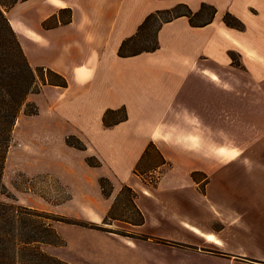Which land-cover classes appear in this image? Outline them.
Returning a JSON list of instances; mask_svg holds the SVG:
<instances>
[{"label": "crops", "instance_id": "0c3cea01", "mask_svg": "<svg viewBox=\"0 0 264 264\" xmlns=\"http://www.w3.org/2000/svg\"><path fill=\"white\" fill-rule=\"evenodd\" d=\"M179 3L193 12L210 4L215 17L203 27L177 18L158 31L156 51L118 56L123 40L150 13ZM61 9L71 10L70 22L44 28ZM226 13L243 29L226 26ZM5 15L29 64L67 82L29 94L38 113L21 114L40 117L21 132L19 115L13 129L6 165L53 176L68 194L60 205L29 200L38 204L29 207L103 225L127 186L144 217L139 225L118 219L104 225L114 232L63 223L55 228L62 245L44 251L68 264H264V92L245 82L256 77L253 71L225 70L237 48L225 30L261 28L264 0H18ZM233 77L240 78L238 85L225 84ZM119 108L127 120L105 127V111ZM197 111L200 117L189 115ZM252 120L254 148H234L247 140ZM225 122L239 134L226 137V144L225 129L217 128ZM68 137L85 150L69 146ZM150 142L169 163L154 187L134 173ZM89 157L100 166H90ZM27 164L32 172L23 168ZM101 178L111 183L109 197Z\"/></svg>", "mask_w": 264, "mask_h": 264}, {"label": "trees", "instance_id": "16d2710c", "mask_svg": "<svg viewBox=\"0 0 264 264\" xmlns=\"http://www.w3.org/2000/svg\"><path fill=\"white\" fill-rule=\"evenodd\" d=\"M18 0H0V197L7 190L2 182L6 155L11 144L13 129L21 113L26 116L37 115L38 109L34 103H29V94L39 93L43 86L52 85L66 87L63 76L49 68H33L13 31L5 11ZM216 9L210 4L202 3L199 10L193 12L188 5L179 3L176 6L150 13L138 26L131 37L126 38L118 49L119 57H132L141 53L154 52L159 48L157 33L163 24L180 17H186L193 27H203L210 24L215 17ZM71 10L61 9L58 14L44 21V28H52L58 24L69 23ZM226 26L243 29V24L232 14L223 16ZM233 64L234 60L231 57ZM127 120L125 108L105 111L102 122L105 127H112ZM66 143L79 150H85V145L75 137H68ZM90 166L98 167L100 162L87 158ZM169 167L153 142H150L134 168V173L148 185L154 187L160 175ZM193 180L199 179V173H193ZM100 186L105 197H109L112 186L108 179L101 178ZM135 192L123 186L103 225L92 222L70 219L49 212L24 207L16 203H5L0 199V264H68L43 250V246H61L63 241L54 227V223H65L85 228L114 232L104 225L118 219L133 225L142 224L144 217L134 204ZM121 203V205H120ZM130 206V218L124 217V209ZM125 207V208H124ZM122 208L120 214H116ZM118 234L119 231H116ZM145 238V237H141ZM163 242V241H162ZM164 243H167L164 241ZM182 246L174 242H168ZM214 253L213 251H209Z\"/></svg>", "mask_w": 264, "mask_h": 264}, {"label": "rangeland", "instance_id": "374dc122", "mask_svg": "<svg viewBox=\"0 0 264 264\" xmlns=\"http://www.w3.org/2000/svg\"><path fill=\"white\" fill-rule=\"evenodd\" d=\"M259 17V15H258ZM262 22L259 23L261 28H256L250 27L245 30V32H237L235 30H230L231 35L228 31L225 30V32H228V36L230 37L227 38L229 39L232 43L234 40L235 42H238L239 44L243 45L246 48H249L253 56H243V54L239 51L240 49L233 45L237 48L231 49L232 52V58L234 60V66H241L240 68L233 67L231 64H228L225 62V70L231 71L232 69H243V70H249L253 71L256 73L255 78H251L250 80H245V82H249L248 85H251L252 87L255 88L256 91L259 89L261 92H264V15H262ZM233 34V35H232ZM235 37V38H234ZM237 38V39H236ZM240 41H239V40ZM249 44V47L245 44ZM261 56L259 57L258 54ZM248 58V59H247ZM260 58V60L258 59ZM250 59V60H249ZM226 82H233L235 85H238L237 82H240V78L238 77H233V78H225V84ZM253 97V95H252ZM258 97V95H256ZM261 98L262 101H264V93H261ZM205 113L204 111H202ZM264 112V111H263ZM201 111H197L195 115L189 114L191 117H200ZM40 116L36 117H30L28 120L27 117H25L23 114H20V118L18 120V126L20 124L21 132L23 130H29L32 127L35 126V123L38 121ZM251 125L249 126L248 131L250 132V135L247 136V140L243 142V145L241 142H236V146L234 148H238L240 146L241 148H254V141L252 138V135L254 134V121L252 120ZM221 129H225V144H226V137H233L237 136L239 137L238 131L236 126H233L232 123H226L225 122V128L224 127H217ZM25 134V133H24ZM15 135V133H14ZM14 135H12V140L10 147L13 144L14 141ZM17 135V134H16ZM26 135V134H25ZM264 135V134H263ZM233 144H229L230 146ZM218 143L217 141L212 142L210 144L211 148H214L217 146ZM239 147V148H240ZM262 147L264 148V139L262 140ZM9 151V149H8ZM8 154V153H7ZM7 159V155H6ZM27 172H32V168L30 167L29 164L24 165L23 167ZM2 182L4 186L6 187L7 193L6 195H2L0 197L1 201L5 203H12L13 199L12 197L16 198V203L20 204L18 201V197H20L22 200L23 204H20L24 207L30 208V204L37 206L38 204L36 203H30L29 200H34V201H41L45 206H48L53 204V205H60L62 200L68 195L67 191L63 188L61 183H59L56 179H54L53 176H49L46 174H39V175H28L22 172L17 171L16 167L10 168L9 166L6 165V160H5V166L3 170V175H2ZM40 198L41 200H39ZM121 205V203H120ZM125 208V207H124ZM127 209H124V217L125 218H130L132 217V210L130 209V206H126ZM34 209V208H32ZM38 210V209H36ZM39 211H44V210H39ZM122 211V208L119 209V211L116 214H120ZM47 212V211H44ZM120 212V213H119ZM59 216H63L61 213L55 214ZM66 217V216H64ZM63 225V223L56 222L54 223L55 228H59ZM118 231L125 232V229L122 228H112ZM46 252V251H45Z\"/></svg>", "mask_w": 264, "mask_h": 264}, {"label": "bare ground", "instance_id": "6f19581e", "mask_svg": "<svg viewBox=\"0 0 264 264\" xmlns=\"http://www.w3.org/2000/svg\"><path fill=\"white\" fill-rule=\"evenodd\" d=\"M225 37L230 39V37L228 36V32H225ZM232 41L235 44V46H237L245 56H249V57L253 56V53L249 48L244 47L243 45L239 44L238 42H235L234 40ZM125 242L130 243L129 241H125Z\"/></svg>", "mask_w": 264, "mask_h": 264}]
</instances>
